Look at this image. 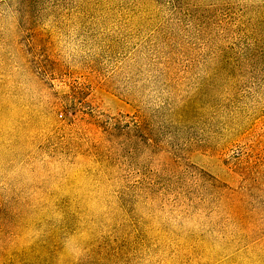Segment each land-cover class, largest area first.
<instances>
[{
    "label": "rangeland",
    "instance_id": "1",
    "mask_svg": "<svg viewBox=\"0 0 264 264\" xmlns=\"http://www.w3.org/2000/svg\"><path fill=\"white\" fill-rule=\"evenodd\" d=\"M0 264H264V0H0Z\"/></svg>",
    "mask_w": 264,
    "mask_h": 264
}]
</instances>
